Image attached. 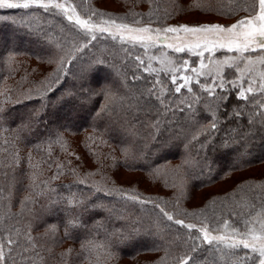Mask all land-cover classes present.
Here are the masks:
<instances>
[{"label":"trees","instance_id":"1","mask_svg":"<svg viewBox=\"0 0 264 264\" xmlns=\"http://www.w3.org/2000/svg\"><path fill=\"white\" fill-rule=\"evenodd\" d=\"M90 4L107 16L151 20L154 27L173 25L172 15L181 14V0H119V14ZM212 6L220 7L216 0ZM194 10L225 25L249 15ZM137 57L145 61L142 47L106 35L91 40L53 9H0V240L15 241L4 248L6 264H179L189 254L195 264H227L222 253L196 239L197 226L176 225L160 208L186 224L227 221L244 229L264 207V171L197 207L187 203L190 190L264 168V109L254 102H264L262 95L238 100L239 89L228 83L235 77L231 68L223 74L225 90L216 88L224 101L195 84L192 93L176 94L167 75L144 71L147 63ZM105 75L115 77L114 85L100 81ZM157 80L167 89L163 104L149 91L160 93V85L153 89ZM213 118L217 128L210 130ZM67 135L81 137L74 143ZM127 138L134 143L122 144ZM108 145L121 158L113 160ZM79 151L100 154L111 170L145 174L178 193L91 180L72 164ZM57 165L60 174L52 179ZM117 190L147 202L121 198ZM74 198L83 203L69 204ZM118 200L126 205L120 212ZM98 201L105 204L100 211L85 209ZM193 244L200 246L195 253Z\"/></svg>","mask_w":264,"mask_h":264},{"label":"snow or ice","instance_id":"2","mask_svg":"<svg viewBox=\"0 0 264 264\" xmlns=\"http://www.w3.org/2000/svg\"><path fill=\"white\" fill-rule=\"evenodd\" d=\"M216 2L220 7L214 8L212 6L213 0H195L191 6L200 8L205 12H217L220 15L229 17L236 15L240 11H246L249 15L240 17L230 25L208 23L202 25H168L152 28L151 20L147 25H141L140 20H134L133 24L130 25L128 23H117L111 19L96 23L91 16L89 19H81L76 13L75 7L68 8L64 2H57V0H0V9H30L32 7L42 8L45 11L58 9L67 16L69 21L74 20V23L84 30L85 35L90 36L91 40L97 39L98 33H109L114 40L119 39L121 43H128L132 46L138 44L145 50L165 46L176 53L188 52L199 58L198 67H192L188 60H184L177 66L170 57L162 54L160 57H149V62L144 68V71L156 73L157 75L161 71L170 75L171 83L175 85L174 92L177 94L181 93L182 89L192 93L193 84H195L206 92L209 97H213L217 103L226 100L227 97L216 96L217 87L225 90V81L222 73L226 66L238 73L236 81H228L234 89H239L238 100L248 101L250 97L264 95V0H216ZM245 4L248 6L245 7ZM69 11H71L70 15L68 14ZM164 14L165 16L170 15L166 9ZM95 15L97 13L93 12L92 16ZM113 28L115 32L112 31ZM181 33H183L182 37L180 36ZM169 34H174L175 38L187 42L183 44L166 43V41L173 38ZM86 46L84 45V47ZM80 50V48H77V51ZM217 51L235 53V55H226L222 60L213 59ZM205 53H208V55L206 56ZM253 53L257 55L253 57L251 55ZM136 59L139 60L141 65L145 64V61L140 57ZM152 61H157L162 67L160 69L154 68ZM180 72H191L195 75V79L192 75H177ZM210 76L212 77L211 83L203 84L200 82V77H204L207 80ZM245 82L247 87L244 86ZM157 85L161 86L159 94L151 89L149 91L152 95H156V98L163 104L164 100L161 97L167 89L159 80L155 82L153 89ZM254 102L264 109V102L261 100H255ZM2 111L3 108H0V112ZM233 114L239 116L240 112L234 111ZM261 115H264V111L261 112ZM217 123L218 121L213 118L210 130H215ZM4 150L7 151L6 149ZM15 159H18V157H14ZM61 168L62 165H57V174L52 179L58 178ZM33 180L35 181V175ZM80 183H84V181H80ZM102 190V188L96 189V191ZM117 191L121 198L140 203L147 202L137 195H129L123 190ZM106 194L111 195V190ZM68 203L78 206L83 202L74 198ZM157 207L159 206L157 205ZM160 212L168 221H173L176 225L189 230L196 228L195 224H186L184 220L174 219V216L163 208H160ZM69 224L75 226V221H69ZM199 231L201 237L196 239L202 238L204 244L222 253V258L227 260V264H264V207L256 212L254 217L244 221L243 231L239 228L231 227L227 221L224 222L223 232H220L219 229L210 230L206 226L201 227ZM213 232H220V234H213ZM14 243L15 241L11 238L0 240V264H6L7 257L4 248ZM199 247V245L193 244L190 249L191 253L197 252ZM241 249L246 251L241 253ZM190 261L195 264V257L189 254L182 257L179 264H190Z\"/></svg>","mask_w":264,"mask_h":264},{"label":"rangeland","instance_id":"3","mask_svg":"<svg viewBox=\"0 0 264 264\" xmlns=\"http://www.w3.org/2000/svg\"><path fill=\"white\" fill-rule=\"evenodd\" d=\"M57 2H64L65 6L68 8L71 7H75L76 9V13L80 16L81 19H89V17L91 16L92 20L96 23H102L104 20H115L117 23H128L130 25L133 24V22L126 20L124 17H116L113 15L107 16L106 14L94 9L90 3L93 4V6H95L96 8L106 11V12H111V13H115V14H119L122 13V9L121 6L118 5L117 3L119 2V0H57ZM194 1L193 0H181V14H174L172 15V22H176L174 23L172 26H176V25H202V24H208V23H219L222 25H225L224 23L218 22L216 21V19L214 18H209L203 15H200L198 13L197 10H194V7H192L191 5H193ZM56 12H58L69 24H71L72 26L76 27L79 30H82L79 28L78 25H76L73 21H69L67 19V16L58 9H53ZM258 10V7H257ZM95 12L97 13V15L92 16V13ZM69 15L71 14V11H69L68 13ZM235 22V21H234ZM234 22H230L226 25H230ZM141 25H147V24H142ZM152 28H160V27H154L151 26ZM84 31V30H82ZM113 32H115V29H112ZM99 35H106L108 37H111V35L109 33H103V34H97V36ZM170 37H173L171 39H169L168 41H166V43H174V44H183L186 43L187 41L178 39L174 37V34H169ZM180 36H183V33L180 34ZM15 41V39H11L8 42L11 41ZM118 41H120L119 39H116ZM138 45V44H137ZM139 46V45H138ZM144 52H145V61L148 64L149 62V57L151 56H156V57H160L162 54H166L168 57H170L177 66H179L184 60H188L189 63L191 64L192 67H198L199 66V58L191 55L188 52H184V53H176L171 49H168L165 46H159L157 48H152V49H148L145 50L143 48ZM205 55L207 56L208 53H205ZM226 55L228 56H232L235 55V53H226L224 51H217L215 56L213 57V59H223ZM253 55V57H255L257 54L253 53L251 54ZM17 60H21V58H18ZM193 63H192V61ZM22 61H19L17 63H21ZM207 62V61H206ZM152 66L154 68L160 69L162 67V65L160 63H158L157 61H152ZM42 70H45V67L40 68ZM226 69H228V67L225 66L224 71L222 73H225ZM232 72L234 73L235 77H234V81L237 80L238 78V73L235 72V70L233 69ZM161 74H165V72L161 71L159 72ZM45 74V73H43ZM168 76L169 81L171 82L170 79V75L165 74ZM177 75H192L195 79V75L191 72H180L177 73ZM200 81L204 80L206 81L205 83H211L212 82V77H208L207 80H205L204 77H200L199 78ZM101 82L103 83H109L114 85L115 82V77L114 79L109 78V76L105 75L101 80ZM178 82H182V81H178ZM15 83V82H14ZM172 84V83H171ZM173 90L175 88V85H173ZM245 87H247V83L245 82L244 84ZM177 94V93H176ZM262 97L264 98V95H262ZM66 113V112H65ZM64 114V113H62ZM43 122H45L43 120ZM80 135H67V138L71 141V142H76L80 139ZM94 142H92V146L95 144L97 145V141H95L94 139H91ZM122 144L125 145H131L132 143H134L132 141V139H123L121 141ZM105 145H103L101 148H103ZM105 148V147H104ZM107 150L112 151L113 155H115V157H113L112 159L115 160L116 158L120 157L121 155L119 154V152L116 149H113L111 146L108 145ZM100 154H95L94 153H88L85 151H79L77 156L73 158L72 160V164L73 166L78 170V173H81V175L83 176H87L89 178H91V180H95V181H101L103 184L106 185H114L117 187H131L132 185L138 186L139 188L145 190L146 192H151V193H159V191H163L164 195H169L170 193L173 194H177L178 192L176 191V189L170 188V187H165L163 185H159L158 183H153L145 174H141L139 172H132V173H127L124 171H120L118 169H114L111 170V168H109L108 162L106 163L105 157H103V159H101V156H99ZM264 171V168L260 167V168H253L250 171H246L245 173L240 172V173H234L232 174L230 177H227L224 181L213 185L210 188L207 189H202V190H190V196L188 199V206L190 207H197L199 205L202 204V202L205 200L206 197L210 196V195H217V194H222V193H227L229 192L232 188H234L237 184V182L239 181V179H242L244 177L247 176H251V175H259L261 172ZM77 174V172H75ZM101 178H104L105 181H102ZM122 185V186H120ZM125 185V186H124ZM183 201L187 199L186 197L182 198ZM122 200H118V202L115 204L117 207L119 208H115V210H117L118 212H120V208H122L123 210L126 209V205L124 203V201ZM128 202V201H127ZM138 202V201H135ZM104 202H100L98 201L97 204L95 205H89L88 207H86L85 209L91 212H95V211H100L101 208H103L102 206L105 205L103 204ZM125 207V208H124ZM117 212V213H118ZM224 222L225 221H221L220 223L216 224L214 227H210L208 225H205L206 227H208L210 230L211 229H219L220 232L224 231ZM229 225H231L228 222ZM197 228H198V232L200 233L199 229L201 227H205L202 226L200 224H196ZM232 227V226H231ZM244 229H241V231H243ZM230 231V229H229ZM220 232H213V234H220ZM201 234V233H200ZM125 264H133V263H125Z\"/></svg>","mask_w":264,"mask_h":264}]
</instances>
